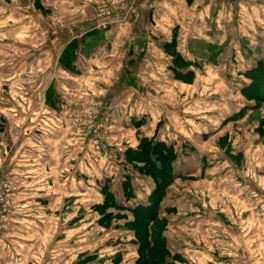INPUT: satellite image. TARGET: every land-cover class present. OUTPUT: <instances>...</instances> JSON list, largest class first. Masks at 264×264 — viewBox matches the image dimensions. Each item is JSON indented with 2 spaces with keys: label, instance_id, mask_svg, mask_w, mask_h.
I'll return each mask as SVG.
<instances>
[{
  "label": "crops",
  "instance_id": "1",
  "mask_svg": "<svg viewBox=\"0 0 264 264\" xmlns=\"http://www.w3.org/2000/svg\"><path fill=\"white\" fill-rule=\"evenodd\" d=\"M260 66L264 0H137L108 20L92 0H0V176L20 183L0 264H68L65 255L75 257L70 264H136V234L126 225L133 216L104 228L95 209L106 186L121 206L149 205L155 182L126 151L146 137L179 146L182 132L198 129L183 126L185 111L212 106L194 105L200 80L239 78L246 87L245 74ZM183 96L193 105L183 106ZM90 100L103 108L105 149L67 118ZM179 179L152 225L169 261L182 262L199 232L207 243L192 251L206 264H230L229 246L247 233L262 258L264 188L253 190L248 208L247 188H204L202 200L199 188H176ZM247 208L260 211L247 218ZM87 224L96 226L93 243L85 242Z\"/></svg>",
  "mask_w": 264,
  "mask_h": 264
},
{
  "label": "rangeland",
  "instance_id": "2",
  "mask_svg": "<svg viewBox=\"0 0 264 264\" xmlns=\"http://www.w3.org/2000/svg\"><path fill=\"white\" fill-rule=\"evenodd\" d=\"M214 68L216 70V67ZM245 76L250 79L246 87L239 78H219L208 81L200 80L198 82L197 93H194V98H192L194 105H199V110L200 106L205 105V102L212 106L208 107V111L202 110V112L199 111L197 113L185 111V114L188 115L186 118H190V121L183 119V126L184 124L185 126H190L192 122V126L197 125L198 129L195 134L191 135L192 137H190L189 131L182 132L181 149H179L176 171L181 177L175 186L176 188H199L198 194L202 200L205 199V193L203 196L200 190L204 192V188H247V206L252 208V202L256 199L253 196V190L255 188H264V101L257 103L255 99H249L247 93L251 91V88H256L255 90L260 91L264 86L259 84L255 87L253 86L255 84L253 79L257 76L256 72L248 71ZM249 86L250 88H248ZM254 89L252 92L255 91ZM182 92L185 94L188 91L183 89ZM261 92V95H264V91ZM192 100L183 96L181 104L183 106L193 105ZM250 104H256L257 108H248ZM242 107H244L243 110ZM241 112H243L242 115L235 119H230ZM80 131L84 136L92 138L85 135V130ZM231 195V200H237V194ZM248 208L246 209L247 218L253 216L256 211H260L259 209ZM233 212L236 213L235 210ZM67 213H69V210H67ZM233 215L231 224L236 226L237 215ZM188 217L189 214H185L183 221L192 224V219ZM95 227L89 224L85 226L86 233L88 232L87 234L90 235V239L85 242L93 243L92 235L96 234ZM250 230H252V227ZM199 233L198 241H196L198 243L190 240L189 251H184L186 256L183 255L181 257L182 262H179V264H206L205 256H196L194 254L195 251H192L195 245L207 243L205 237L201 235L202 233ZM255 238L252 233H247L245 240L243 242L240 241L239 245L234 241V244L229 246L231 255L229 263L264 264V240H262L263 251L261 252L263 254L262 258H260L258 253L259 240ZM101 242L100 240L98 243ZM256 242H258V245ZM92 250L94 252V249ZM238 252L240 256L237 254ZM126 258L128 259L125 263L129 264L132 257ZM74 259L73 255H65V260L69 261L68 264ZM100 259L106 258L104 256ZM217 263L223 264L225 259H223L222 263L216 259L210 262V264ZM103 264H107V262Z\"/></svg>",
  "mask_w": 264,
  "mask_h": 264
},
{
  "label": "trees",
  "instance_id": "3",
  "mask_svg": "<svg viewBox=\"0 0 264 264\" xmlns=\"http://www.w3.org/2000/svg\"><path fill=\"white\" fill-rule=\"evenodd\" d=\"M252 72L257 73L253 79V83H255L253 86L255 87L257 84L264 86V66L253 69ZM253 89L251 88V91L247 93L249 99H255L257 103L264 101V95H261L264 88L260 91L255 90V88V91L252 92ZM255 107L257 108L256 104ZM242 113L232 116L230 119H235ZM180 145L174 146L146 137L141 139L136 149L126 151V160L133 163L139 173L152 177L155 182L154 190L149 197V205H139L133 209L121 206L106 186L103 188L104 198L102 202L95 206V209L101 214L99 225L104 228H109L112 219L115 217L128 218L127 212L133 216L132 220L126 222V225L136 234L139 254L136 264H176V261H169L170 252L165 240L152 230V225L158 220L166 189L177 178L181 177L174 171V164L179 160ZM127 186L125 188H131L130 185ZM125 194L128 197L132 196V192L127 191Z\"/></svg>",
  "mask_w": 264,
  "mask_h": 264
},
{
  "label": "built area",
  "instance_id": "4",
  "mask_svg": "<svg viewBox=\"0 0 264 264\" xmlns=\"http://www.w3.org/2000/svg\"><path fill=\"white\" fill-rule=\"evenodd\" d=\"M137 0H92L97 17L108 20L120 12H128ZM102 105L97 100H90L78 110L67 115L78 129L85 130L106 148V123L102 115ZM20 190L19 181L10 175L0 176V236L13 232L12 213L16 195Z\"/></svg>",
  "mask_w": 264,
  "mask_h": 264
}]
</instances>
